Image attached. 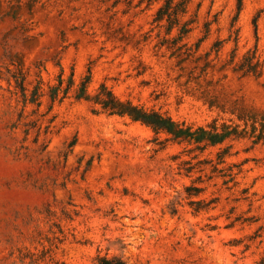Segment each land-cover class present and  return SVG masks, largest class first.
<instances>
[{
  "label": "rangeland",
  "instance_id": "obj_1",
  "mask_svg": "<svg viewBox=\"0 0 264 264\" xmlns=\"http://www.w3.org/2000/svg\"><path fill=\"white\" fill-rule=\"evenodd\" d=\"M162 5L0 0V264H264V0Z\"/></svg>",
  "mask_w": 264,
  "mask_h": 264
},
{
  "label": "trees",
  "instance_id": "obj_2",
  "mask_svg": "<svg viewBox=\"0 0 264 264\" xmlns=\"http://www.w3.org/2000/svg\"><path fill=\"white\" fill-rule=\"evenodd\" d=\"M158 0H139L140 4L147 2L151 6ZM187 13V0H163V5L159 8L157 16L159 20L165 19L168 23V28L173 29L180 25V19ZM242 69V68H240ZM90 82V73L82 83V94L80 99L85 97L86 86ZM93 102L95 114H105L108 116L127 117L134 122L149 127L156 135L166 134L169 136L165 142H178L182 132L178 130L179 125L175 123L170 117L155 110H146L130 103L122 104L113 95L111 91H107L103 85L92 98H85ZM171 136V137H170ZM113 261L107 264H112ZM117 264H124L117 262Z\"/></svg>",
  "mask_w": 264,
  "mask_h": 264
}]
</instances>
